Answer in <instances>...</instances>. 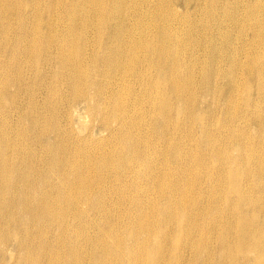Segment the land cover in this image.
<instances>
[{
  "label": "bare ground",
  "instance_id": "bare-ground-1",
  "mask_svg": "<svg viewBox=\"0 0 264 264\" xmlns=\"http://www.w3.org/2000/svg\"><path fill=\"white\" fill-rule=\"evenodd\" d=\"M18 1L0 0V264H264V0Z\"/></svg>",
  "mask_w": 264,
  "mask_h": 264
},
{
  "label": "rangeland",
  "instance_id": "rangeland-1",
  "mask_svg": "<svg viewBox=\"0 0 264 264\" xmlns=\"http://www.w3.org/2000/svg\"><path fill=\"white\" fill-rule=\"evenodd\" d=\"M17 2H19L21 5H20V7H21V9H24V5H23V2L22 1H18V0H16ZM199 2L201 1V0H198ZM203 2L204 1H207V0H202ZM201 1V3H203ZM206 2H204L203 4H205ZM186 6V5H185ZM180 8H182V9H180ZM179 9H180V11H184V8L181 6ZM190 9H192V10H190ZM194 9V10H193ZM197 9H198V7H197ZM186 11H189V12H187V13H189V18H191V19H193V17L195 18V16H196V18H195V20H201V17H202V19H203V15L201 14V16H200V13H198V11L195 9V8H186L185 9V12ZM195 11H197V12H195ZM196 13V14H195ZM194 16H193V15ZM200 19H199V18ZM194 20V19H193ZM60 21V20H59ZM58 21V22H59ZM197 21V29L201 26V28H200V30L202 31V33H203V30H202V28H205L204 27V25H202L203 23H200V22H203V20L202 21ZM61 23H63V21H60ZM60 22L59 23H57V24H60ZM201 24V25H200ZM199 25V26H198ZM29 28H33V25L32 24H30V22L29 21H27L26 23H23V24H21L19 27H18V29L19 30H21V31H23L24 32V30H27L28 32H29V34H28V36L27 37H25V41H29L31 38H32V29H29ZM199 29H198V31H200ZM210 37H211V35H209ZM208 36V40H210V41H216L217 40V36H212L211 38ZM210 38V39H209ZM215 40H214V39ZM11 41V42H10ZM9 42H7L6 43V45L7 44H9L10 46H11V49L8 51V53L10 54V56H14V57H17L19 54H18V51H16V49L15 48H13V44L15 43V41H12V40H10ZM215 43V42H214ZM221 43V41L218 39V41H216V44L218 45V44H220ZM218 48V47H217ZM185 51H187V52H189V48L187 49V50H185ZM214 52H212V54H218V53H220V49L218 48V51L216 50V49H214L213 50ZM202 51H200L199 53L200 54H198V53H196L197 55L196 56H198L199 57V59L200 58H204L205 57V53H201ZM187 54H189V53H186L185 55L186 56H183L182 57V59H186V60H182V61H184V63L183 64H185L186 62H187V64H185V65H187V66H189V63H190V66H193L194 64V67H195V70H194V75L195 76H199V74H201L202 75V73H200L201 71H202V69L205 67H210V66H208V65H203V67L202 66H200V65H202V64H204V61L206 60V61H208L207 63L210 65V63H214L215 62V60H214V58L212 59V57H205L202 61L203 62H201V59L199 60V62L198 63H196L195 62V60L194 59H192V58H190L191 56L190 55H188L187 56ZM203 55V57H202V55ZM200 55H201V57H200ZM186 57V58H185ZM197 57V58H198ZM188 58H190V59H188ZM210 58V59H209ZM188 59V60H187ZM208 59V60H207ZM189 61H191V62H189ZM192 61H194L195 63L193 64L192 63ZM212 61V62H211ZM189 62V63H188ZM191 63H192V65H191ZM241 63H245V62H241ZM197 64V65H196ZM200 64V65H199ZM224 64V63H223ZM211 65H213V64H211ZM226 65H228V64H226ZM225 65V68L227 67ZM199 66V67H198ZM260 66H261V64H260ZM200 67H202V69L200 68ZM5 65H4V63L3 62H0V79L1 80H4L5 81V79L7 78L6 77V75L4 74V72H5ZM196 70H197V72H196ZM196 72V73H195ZM197 74V75H196ZM200 75V76H201ZM224 78H222V80H223ZM225 80V79H224ZM224 80H223V82H224ZM30 81V80H29ZM226 83H227V81H226ZM4 86L6 87V89H7V91H9V81L8 80H6L5 81V83H4ZM10 87L11 88H13L14 86L13 85H10ZM199 89V90H198ZM197 92L195 93L197 96L194 98V94H193V97L192 98H194V99H192V98H190V99H188L189 97H187V102L189 101V102H192V103H188V105H189V108L190 109H194V110H191V113L193 114V116H195V115H198L197 116V120H198V118H200V116H199V114L200 115H202V116H206L205 117V119L203 118V117H201V118H203L202 120H206V118L208 119V120H206V121H210L211 120V116L210 115H208V114H214V113H216L217 115H220L219 113H220V111H219V108L218 109H216V103H214L216 100H213L212 98H210V95L209 96H205L206 98H203L204 100H205V103L203 104V102H204V100H202V99H200L199 97L200 96H198V94H201V92H200V87H198L197 89ZM24 91V90H23ZM41 91H42V95H44V94H46L47 95V92L44 90V89H41ZM18 98V97H17ZM207 99V100H206ZM18 100H19V98H18ZM22 100V103H23V106L26 104V101H25V99L24 98H22L21 99ZM201 100V101H200ZM210 100V101H209ZM213 100V101H212ZM198 102V103H196L197 104V106H195L196 104H195V102ZM65 101H63L62 103H64ZM199 102H201V104L200 105H198L199 104ZM208 102L209 103H213L212 105H210V106H212V107H210L209 105H208ZM187 104V103H186ZM185 104V105H186ZM207 106H206V105ZM22 106V107H23ZM63 106H65V105H62V107ZM199 106V107H198ZM201 106H204L206 109L207 108H209L210 107V110L211 111H206V110H204V112H203V108L204 107H202V109H201ZM22 107H20V108H22ZM195 107H197V109L195 110ZM20 108H18L17 109V111H15V112H17V113H14V114H12V115H10V119H11V121H12V123H13V125L12 126H10L9 128L10 129H18V130H22L23 128H24V126H25V119H23L20 115H21V111H22V109L21 110H19ZM204 108V109H205ZM14 109V108H13ZM213 109H215V110H213ZM200 110V111H199ZM217 110V111H216ZM197 111V112H196ZM204 113V114H201L202 112ZM214 111V112H213ZM193 112H196V114H194ZM199 112V113H198ZM208 112H210V113H208ZM207 113V114H206ZM1 115L3 116L4 115V113L3 112H1ZM210 116V118H208ZM254 118V116H250V123L249 124H251L250 126H248V128H252L251 126L254 124L253 123V120H251V119H253ZM200 120V119H199ZM198 120V121H199ZM73 121V120H72ZM70 121V122H68V124H67V122H66V124L65 125H67V126H69V127H71L72 128V130H73V132L75 133H77V136H80V137H78V138H81L82 137V140L81 139H79V140H75V144H77V142L79 143V144H81V145H83L84 143H85V138L86 137H83V136H85L86 135V133H85V131L86 130H84V128H85V126L86 125H89V122L87 121V118L85 117H83V115L81 114V116L79 117V118H77V122L76 121ZM196 122V121H195ZM200 122H201V120H200ZM74 123V124H73ZM198 123V122H197ZM77 124H79L80 126H77ZM253 126H255V125H253ZM97 129H99V127L97 126L96 127V130ZM249 129H247L246 131L248 132V134H250V132L248 131ZM254 130V129H253ZM255 131V132H254ZM254 131H251V133H253L254 135H255V133H256V130H254ZM234 136H236V134H234ZM252 136V135H251ZM255 138H256V140L258 139V134L256 135V136H254ZM42 140H40V139H38V141H37V143L36 144H33V146H32V148H34V149H32L30 152H31V154H29L28 155V158L31 160V162L30 163H32V166L34 167V166H38V165H43L44 163H45V161L46 160H48L49 158H50V156H51V153L49 154V150L47 151V149H46V145L45 144H42V142L43 143H46V140L44 141L43 140V138H41ZM39 142V143H38ZM39 145V146H38ZM43 147H42V146ZM87 146H88V144H86ZM105 145H107V144H105ZM41 146V147H40ZM43 148V149H42ZM38 150V151H37ZM46 150V151H45ZM42 151H45V152H42ZM34 152V153H33ZM38 152V153H37ZM39 152H40V154H39ZM39 155V157H38V155ZM44 154V155H43ZM48 154V155H47ZM37 155V156H36ZM42 155V156H41ZM91 155L92 156H94V155H96V153L95 152H92L91 153ZM36 158H35V157ZM44 157H46V158H44ZM32 158V159H31ZM40 160H39V159ZM48 158V159H47ZM37 161H40V163L39 162H37ZM43 163V164H42ZM91 165V164H90ZM90 165L88 166V168H90ZM39 166V169L41 168ZM44 168V170H47L48 171V167L46 168V167H43ZM46 168V169H45ZM34 169H36L37 170V167H34ZM55 183L57 184L56 185V187L58 188V190L59 191H64V190H66L67 189V183H62L61 181H59L58 179L55 181ZM124 183V182H123ZM128 185V184H127ZM112 186H115V185H112V183L110 182L109 184H107V188H112ZM126 186V185H125ZM134 186H136V185H134ZM47 189H49V187H46V188H44L43 190H47ZM55 201L58 203V204H60L59 203V201H60V199L58 198V197H56L55 198ZM60 202H62V200L60 201ZM112 204H114V202H111ZM67 205V203H65V206ZM89 218H91V220H96V221H98V222H102V220H103V217H101V215L100 214H91L90 215V217ZM98 222H96V223H98Z\"/></svg>",
  "mask_w": 264,
  "mask_h": 264
}]
</instances>
